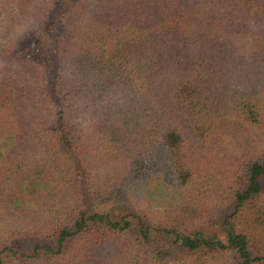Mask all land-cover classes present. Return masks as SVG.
Masks as SVG:
<instances>
[{
  "label": "trees",
  "instance_id": "1",
  "mask_svg": "<svg viewBox=\"0 0 264 264\" xmlns=\"http://www.w3.org/2000/svg\"><path fill=\"white\" fill-rule=\"evenodd\" d=\"M0 264H264V0H0Z\"/></svg>",
  "mask_w": 264,
  "mask_h": 264
},
{
  "label": "rangeland",
  "instance_id": "2",
  "mask_svg": "<svg viewBox=\"0 0 264 264\" xmlns=\"http://www.w3.org/2000/svg\"><path fill=\"white\" fill-rule=\"evenodd\" d=\"M116 213L118 214V213H119V211L117 210V211H116Z\"/></svg>",
  "mask_w": 264,
  "mask_h": 264
}]
</instances>
